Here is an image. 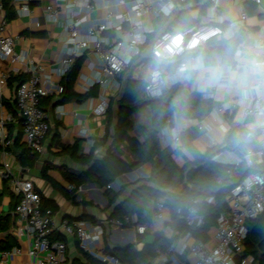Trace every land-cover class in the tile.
Instances as JSON below:
<instances>
[{
  "label": "built area",
  "instance_id": "obj_1",
  "mask_svg": "<svg viewBox=\"0 0 264 264\" xmlns=\"http://www.w3.org/2000/svg\"><path fill=\"white\" fill-rule=\"evenodd\" d=\"M17 3L18 15H29L34 0H12ZM64 10L53 4L45 7L48 21L56 23L64 31V50L56 68H44L30 59L28 49H15V39L7 33L8 18L4 0H0V62L7 66L0 69V109L4 108L6 99H15L19 116L22 119V132L27 147L34 153L44 151V142L50 131L49 113L42 107V99L51 94H61V80L71 70L75 61L84 57L82 66L95 71L96 77H85L90 87L109 84L110 93H118L123 80L131 76L136 67H144V54L149 53L157 63L153 65L145 78L144 98L147 100L164 95L170 79L175 74L188 73L194 70L201 58V51L210 41L222 37L229 32L230 38L235 36V28H243L249 19V12L244 6L246 0H205L209 4L206 16L179 31L163 29L157 31L154 19L172 18L180 7L190 0H63ZM261 4L262 0H253ZM240 4L241 10L237 19L225 26V19L219 10L225 5ZM124 10L121 11L120 7ZM105 8V16L86 26L85 37H81L83 28L89 22L84 11ZM29 27H39L40 22L31 20ZM260 46L263 53L252 60L248 67L242 69V78L248 82V89L243 98L237 102L239 114L234 125H238L248 140L256 142L257 147L248 145L243 152L222 149L213 155V160L229 162L239 166L245 162L247 166L260 165L262 168L250 172L226 195L228 210L222 211L213 231L207 240L195 237L193 228L204 225L205 217L197 207L198 200L186 207L183 215L190 228L167 243L161 241L157 248L160 264L173 261L182 264L178 255L190 254L195 258L189 264H253V255H244V241L249 232V221L257 218L264 211V26L261 27ZM240 48L234 59L240 63ZM26 80L17 82L12 94L10 85L13 74L19 72ZM174 66L173 71L172 67ZM229 68H234L229 65ZM78 77L83 73L79 72ZM57 75L59 83H54ZM216 75V80L218 78ZM108 80V82H106ZM176 82V81H175ZM202 92V91H200ZM203 93V92H202ZM204 94V93H203ZM212 98V95H204ZM102 110L109 108L108 95H102ZM223 108H215L212 116L218 119ZM252 117L254 122L248 121ZM16 122L12 113L0 115V147L6 153L13 144L10 136V125ZM196 120L199 129L204 123ZM233 124L222 125L224 133L229 134ZM239 134V132H238ZM257 137L261 140L258 141ZM173 142H180V134L175 133ZM94 145V153L99 154L102 146ZM10 163L5 164L3 176L9 181L10 189L18 197L16 214L29 235L31 242L28 249L30 260L25 264H68L67 244L56 238L58 234L76 237L82 250L98 259L103 264H124L120 258L106 251L103 237L106 230L126 229L134 227L139 234L153 229L154 222L141 220L137 213L123 217H108L99 222L86 219H64L60 223L55 218L52 208L43 207L42 196L33 181L17 177L11 172ZM221 183V180L218 181ZM108 188L119 191L118 181L112 182ZM68 189L76 192L78 188L70 183ZM209 203L215 202V196L207 197ZM164 200L156 201L154 220L165 221ZM182 209H179L181 212ZM22 251L20 248L3 249L0 247V264H6Z\"/></svg>",
  "mask_w": 264,
  "mask_h": 264
},
{
  "label": "crops",
  "instance_id": "obj_2",
  "mask_svg": "<svg viewBox=\"0 0 264 264\" xmlns=\"http://www.w3.org/2000/svg\"><path fill=\"white\" fill-rule=\"evenodd\" d=\"M47 4L56 5L61 10H64L63 0H34L31 3L29 15L21 16L16 12V17L9 20L7 33L14 37L16 50L28 49L30 59L41 64L44 68H56L64 50L63 38L65 34L60 25L48 21L45 12ZM12 5L16 11L17 3L13 1ZM204 5H206V8L202 9ZM244 6L249 12L246 26L234 29V37H238L241 33L245 36L237 47V49L240 48V63L234 68L223 66L220 63L221 60L218 54L215 53L217 63L209 64L206 63L204 56L200 53L201 58L196 68L188 73L175 74L173 72V76L166 88L167 90L173 85L179 84L184 89L183 96L191 91H202L204 95L213 96L212 98L218 104L216 108H223V112L219 114L218 119L212 116V112L202 119H178L174 112L171 113L173 123L161 128L159 139L161 147L171 150L173 159L181 168L189 163L195 164L199 157L207 154L209 150L224 146L228 134L223 132L221 126L232 124L236 121L239 114L237 102L243 98L244 90L248 89V82L242 78V69L248 67L254 58L261 56L263 53L260 39L263 38L261 27L264 26V0H262L261 4H257L253 0H246L244 1ZM182 10H186L185 12L189 18L200 22L207 15L209 4L205 0H190L184 3L171 19H154L153 24L156 30L168 29L171 20L180 14ZM240 10V4L232 3L222 7L218 15L224 17L225 26H227L231 21L238 18ZM203 11L205 12L203 13ZM105 12V8L84 11L89 18V22L84 26L81 37H85L86 26H90L92 23L102 19L105 16ZM32 19L39 21L40 26L29 27L28 25ZM183 28L181 25H173L174 31H179ZM221 39L230 40L229 32L214 40L219 41ZM144 61V67H136L131 71V78L145 81L154 64L164 66V64L157 63L152 59L148 49L145 50ZM6 66L5 62H0V69ZM21 67L22 65L17 66L20 71L14 73L13 78L22 74ZM171 67L173 71L174 66L172 65ZM80 72L83 73V76L77 78L73 88L77 94L84 96V98H73L63 102L61 101V94L54 93L46 97L49 101L45 108L49 113L51 128L44 142V151L39 155L38 161L33 168L23 167L19 161L20 153L25 147V139L22 132L21 118L13 96L5 101L11 103L15 113L6 105L0 109V115L12 113L16 117V122L12 127L13 142L21 132L20 144L12 146L11 153L8 154L0 149V244L9 249L20 248L22 251L14 258L9 259L6 264L27 263L30 260L28 249L31 242L24 224L19 221L16 214L18 197L10 188L7 187L5 189L6 178L3 176L2 171H4L6 163L12 164L11 172L13 175L33 181L36 189L41 191V196H45L57 205L54 213L58 223L64 219L72 220L80 217L99 222L107 219L114 210L115 205L111 207L108 205L105 188L98 187L93 180H87L79 186L75 194H72L68 189L70 182L67 180L66 175L72 173L77 176L87 168L86 164L73 158L71 154L73 145H77L79 156L91 154L100 156L106 151L108 146L112 149L116 147L110 140L107 146H102V151L99 154H95L93 144L103 137L111 118L108 110L100 112L102 110L101 96L108 95L110 106L111 99H116L123 94L127 79L123 80L124 82L118 93H110L109 84L105 87L95 85L97 86V94L86 97L85 95L95 86L90 87L88 82L85 81V77L95 78L96 73L85 65L81 67ZM217 74L219 75L217 81H215ZM53 81L54 83L60 82L57 75L53 76ZM16 84L17 81L10 85L12 94ZM116 107L114 106L113 108L112 121L116 120ZM140 108H144V110L142 109L137 113ZM140 108L132 115V122L135 128L130 134L138 140L144 141L145 134L142 131V127L149 126V123H152L151 108L148 103ZM196 120L199 122L205 121L203 123L204 129H199ZM248 121L254 122V119L249 117ZM189 129L197 133V136L191 140L193 149L187 147L184 140H180L178 143L173 142L172 138L175 133H186ZM257 140L260 141L261 138L257 137ZM121 149L124 150L125 146L121 145ZM125 151L126 149L123 154ZM45 166L46 169H44ZM44 170H46V176H44ZM151 172L152 165L150 163L139 164L131 172L126 173L125 177H118L116 181L122 187L124 184L148 178ZM132 189V184L126 186L117 198L116 204L122 203L127 210H131L130 214H138V210L143 211L144 220L154 222V227L145 234H139L134 227L110 230L106 234L109 245L114 248L134 243L135 247L141 250L146 244L155 243L161 238H163L162 241L168 240L171 242L175 240L178 237V233L172 227L170 210L166 207L164 222L154 220L156 200L147 195L132 198L128 207L127 203L130 201ZM212 231L213 229L210 233ZM64 236L68 247V264H92L83 256L78 239L67 234ZM177 258L182 264H189L192 259L188 253L178 255ZM149 264H160V257L157 255L149 261ZM167 264L175 263L171 260Z\"/></svg>",
  "mask_w": 264,
  "mask_h": 264
},
{
  "label": "trees",
  "instance_id": "obj_3",
  "mask_svg": "<svg viewBox=\"0 0 264 264\" xmlns=\"http://www.w3.org/2000/svg\"><path fill=\"white\" fill-rule=\"evenodd\" d=\"M12 0H4V5L7 10V18L11 20L16 17V11L12 5ZM206 5L202 7L205 9ZM180 11L176 17L171 20L168 30L174 31L173 25H181L187 27L196 20L189 18L185 12ZM205 11H203L204 13ZM245 38L241 33L238 37L230 40L221 39L219 41L212 40L207 47L201 51L206 63L216 64L215 53L220 58V63L223 66H236L234 59L235 52L238 45ZM84 57L78 58L73 64L71 70L63 78V91L61 93V101L68 99H82L81 95L74 90V83L76 82L79 72L81 70ZM27 75L21 74L12 77V83L22 82L26 80ZM144 80H135L131 77L127 79L125 90L118 98L111 99L108 113L111 115L109 125L103 137L96 141V146H107L112 140L116 145L115 148L107 147L106 151L100 156L78 155L77 145L71 147V154L76 161L84 163L87 168L75 176L72 173L66 175L67 180L75 184L77 188L87 180H93L98 187L105 188V194L108 198L109 207L114 206V210L109 217H123L130 214L131 210H127L122 203L116 204L117 198L124 191V188L130 184L133 189L130 193V200L136 196L147 195L156 201L162 199L166 207L170 210L172 227L178 234L184 233L190 228L186 225L183 215L186 214V207L198 200L197 207L201 214L205 217V222L202 227L193 228L196 238L207 240L210 231L215 227L218 215L229 206L226 201V195L233 189L241 180L252 171L261 169L260 165L252 167L247 166L242 162L239 166H235L229 162H219L213 160V155L220 152L222 149H229L231 151L243 152L248 145L257 147L256 142L250 141L246 138L243 130L238 126H232L231 131L225 139V144L222 148H214L209 150L207 154L200 156L195 164H187L185 167H179L172 157V152L169 148L163 149L160 144L159 134L162 127L167 124H172L171 113L174 112L178 119H202L209 115L216 107L217 102L213 98H205L202 92L191 91L183 96L184 89L181 85L175 84L171 88L165 90L162 97L147 100L144 98ZM97 94V86L93 87L85 96H94ZM49 99L44 97L42 99V107L44 109L48 104ZM146 103L151 108L152 123L149 126H143L142 131L145 134V140L140 141L133 137L130 132L134 125L132 122V115ZM11 109V103H4ZM117 106L116 120L112 121L113 108ZM21 124H22V119ZM113 123V124H112ZM13 124L10 125V136L12 135ZM239 132V134H238ZM186 135V136H185ZM197 136V133L192 129L186 133L180 134V140H184L185 145L193 149L191 140ZM21 132L18 137L14 139L13 145L20 144ZM129 151L132 159L123 156V149ZM12 146L8 148L11 151ZM0 149H2L0 147ZM38 153L32 152L26 145L22 149L19 157L20 164L26 168H33L39 158ZM150 163L152 165V172L146 179H140L130 184H124L119 191H114L108 188V185L115 182L118 177L128 172H131L137 165ZM46 169V166L45 168ZM44 170V176H46ZM219 179L221 183H219ZM10 188L9 181L6 180L5 189ZM41 191L39 190V193ZM75 194V192H71ZM215 196V202L209 203L207 197ZM74 199L75 197L72 196ZM18 203V202H17ZM43 207L52 208L53 211L57 209V205L52 200L42 196ZM182 209L179 212V209ZM140 219L144 220L143 211L138 210ZM82 219V217L78 218ZM76 220V218L72 219ZM103 237L106 251L116 257L124 264H149V261L158 255L157 248L160 245L159 241L146 244L143 249L138 250L134 243L127 244L122 247L112 248L107 240V233ZM63 234H58L56 238L64 240ZM166 240V239H165ZM170 243V241H166ZM3 249H9L0 244ZM244 255H253V264H264V211L255 219L249 221V232L244 241ZM83 256L88 262L92 264H103L98 259L92 257L89 253L82 250Z\"/></svg>",
  "mask_w": 264,
  "mask_h": 264
},
{
  "label": "rangeland",
  "instance_id": "obj_4",
  "mask_svg": "<svg viewBox=\"0 0 264 264\" xmlns=\"http://www.w3.org/2000/svg\"><path fill=\"white\" fill-rule=\"evenodd\" d=\"M120 10L123 11V10H124V7L121 6V7H120ZM142 109L144 110V108H140V109L137 111V113H139V111L142 110ZM150 115H151V113H150ZM136 117H137V116H136ZM149 124L151 125V123H149ZM134 128H135V127H134ZM123 156L126 157V158H128L129 160L132 159V156L130 155V153H129L128 150H126V151L124 152ZM130 204H131V200L128 201L127 206L129 207ZM194 261H195V258L192 257L191 262H194Z\"/></svg>",
  "mask_w": 264,
  "mask_h": 264
},
{
  "label": "water",
  "instance_id": "obj_5",
  "mask_svg": "<svg viewBox=\"0 0 264 264\" xmlns=\"http://www.w3.org/2000/svg\"><path fill=\"white\" fill-rule=\"evenodd\" d=\"M126 175L125 174H123V175H121L120 177H125ZM119 231H121V230H119ZM127 245V244H126Z\"/></svg>",
  "mask_w": 264,
  "mask_h": 264
}]
</instances>
